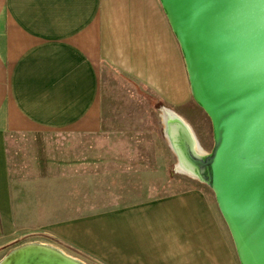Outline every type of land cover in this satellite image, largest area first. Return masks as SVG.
Instances as JSON below:
<instances>
[{"label": "crops", "instance_id": "0c3cea01", "mask_svg": "<svg viewBox=\"0 0 264 264\" xmlns=\"http://www.w3.org/2000/svg\"><path fill=\"white\" fill-rule=\"evenodd\" d=\"M105 70L180 115L190 83L160 0H0V250L41 228L101 264H241L200 190L88 212L84 179L67 174L87 158L42 165L50 175L40 182L17 176L16 135L62 137L69 153L72 140L105 134Z\"/></svg>", "mask_w": 264, "mask_h": 264}, {"label": "water", "instance_id": "95a60500", "mask_svg": "<svg viewBox=\"0 0 264 264\" xmlns=\"http://www.w3.org/2000/svg\"><path fill=\"white\" fill-rule=\"evenodd\" d=\"M160 1L181 46L192 94L213 124L211 188L240 262L264 264V0ZM170 125V148L178 159V151L191 159L194 141L179 131L175 148ZM199 160L209 166L208 159ZM29 246L14 249L3 263L84 264Z\"/></svg>", "mask_w": 264, "mask_h": 264}, {"label": "rangeland", "instance_id": "374dc122", "mask_svg": "<svg viewBox=\"0 0 264 264\" xmlns=\"http://www.w3.org/2000/svg\"><path fill=\"white\" fill-rule=\"evenodd\" d=\"M190 89L187 96H181L183 105L176 110L190 124L202 147L211 153L215 145L213 124ZM103 94L111 117H105V134L101 138L87 139L82 146L79 140H72L69 153L65 151L67 147L62 145V137L55 135H16L11 138L12 162L17 176L22 180H35L37 177V182H40L42 176L47 178L50 175L49 172L45 174L42 165H56L62 160L80 164L81 159L87 158V162L92 160L91 164H81L85 168H80L79 173L71 170L64 174H69L71 179H84L82 185L88 212L97 211L101 207L102 211L110 210L132 202L134 204L189 190H200L208 196L213 210L221 213L216 194L209 185L177 172L178 158L169 147L164 124L159 116L163 108L169 109L167 101L146 85H138L121 74L107 70L103 73ZM105 110L107 112V108ZM35 165L38 167L34 168ZM53 174L60 176L62 173L57 169ZM220 217L236 258L241 263L231 231L223 215ZM42 232L41 228L35 229L0 250V262L18 247L41 243L59 248L85 264H101L92 256Z\"/></svg>", "mask_w": 264, "mask_h": 264}, {"label": "bare ground", "instance_id": "6f19581e", "mask_svg": "<svg viewBox=\"0 0 264 264\" xmlns=\"http://www.w3.org/2000/svg\"><path fill=\"white\" fill-rule=\"evenodd\" d=\"M174 118H172V116ZM162 116L164 119V123L168 126L170 125V133H169V141L173 144L175 147V142L178 136H181L179 134V131H182L185 135V138L192 140L194 147L190 151V154L194 157L191 159H187L182 155L180 151V159H178L176 169L179 174L189 176L193 179H196L202 183H205L209 185L210 187H214L215 184V178L213 176V166H212V160H211V153L205 150L200 143H197L195 137L191 134L192 128L190 124L187 122L186 119H184L182 116L177 115L176 113H173L172 111H169L167 109H164L162 112ZM176 123V124H175ZM173 124V125H172ZM176 148V147H175ZM201 159H208L209 166H204L202 163L204 161L199 160ZM199 161V162H198ZM30 248L36 247L45 249L48 251H57L60 252L62 256H64L66 259L72 261V262H81L80 260L76 259L75 257H72L71 255L67 254L66 252L62 251L59 248H56L54 246L48 245V244H41V243H30ZM5 263V258L0 262L1 264ZM85 264V263H84Z\"/></svg>", "mask_w": 264, "mask_h": 264}]
</instances>
